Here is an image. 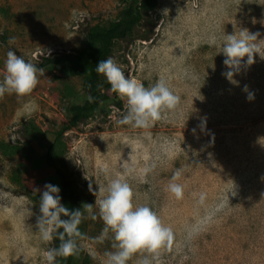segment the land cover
Segmentation results:
<instances>
[{
  "label": "rangeland",
  "instance_id": "1",
  "mask_svg": "<svg viewBox=\"0 0 264 264\" xmlns=\"http://www.w3.org/2000/svg\"><path fill=\"white\" fill-rule=\"evenodd\" d=\"M129 1L0 0V80L10 49L43 64L30 95L0 97V264H45L43 253L53 247V241H41L35 226L40 215L35 189L48 183L61 189L42 157L62 130L55 165L71 173L90 204L96 199L90 183L98 190L122 176L133 189L134 204L151 207L172 228L171 246L153 264H264V60L257 55L232 84L222 76L219 41L212 43L214 36L240 28L264 39V0H158L151 38L118 41L111 57L127 78L145 87L165 80L180 97L177 108L149 127H133L119 122L127 106L115 94L101 104L104 114L68 127L69 104L87 95L66 64L44 59L83 47L86 30L118 18ZM245 85L255 94L251 102ZM27 149L34 160L25 158ZM178 169L181 200L167 191ZM79 208L84 238L73 264H104L105 253L115 250L111 234L98 243L102 220Z\"/></svg>",
  "mask_w": 264,
  "mask_h": 264
},
{
  "label": "clouds",
  "instance_id": "2",
  "mask_svg": "<svg viewBox=\"0 0 264 264\" xmlns=\"http://www.w3.org/2000/svg\"><path fill=\"white\" fill-rule=\"evenodd\" d=\"M259 36V32L251 33L246 28H240L238 33L234 31L232 34L223 33L222 36L213 37L212 43L219 41V53L224 56L226 71L222 72V76L230 83H238L234 77L253 65L257 55L264 60V39H258ZM14 42V37L9 38V44ZM95 70L106 78L111 86L110 90L126 102V113L119 120L121 124L149 127L161 120L164 113L174 111L180 102V97L165 80L158 79L154 85L145 87L141 82L127 78L112 57L100 60ZM4 71L3 79L0 80V97L5 94L20 97L30 95L38 84V74L43 73V69L37 68L11 49L6 53ZM243 91L247 94L248 101L255 99V94L247 85ZM198 126L203 131L206 122L202 121ZM195 131L193 129L194 134ZM126 171L130 172L131 169L126 168ZM180 176L181 170L178 169L167 186V191L176 200H181L184 196L183 185L175 183ZM260 179L264 181V176ZM35 191L40 193V215H37L35 225L39 237L45 244L54 239L60 241L58 246L48 248L43 253L45 264H57L58 257L67 258L78 251L77 242L84 238L79 230V225L85 218L84 211L82 208L70 210L64 206L58 186L48 183L42 191ZM89 191L96 197L95 203L82 206L92 220L99 217L104 225L95 240L103 243L111 234L112 248L115 249L105 253L104 264H128L138 253L145 255L136 264H153L160 250L171 246L174 240L172 228L166 226L151 207L134 204L133 189L122 176L111 179L106 186H98V190H94L90 183ZM205 199L206 194L201 193L199 202L203 204ZM94 205L98 207V212H93Z\"/></svg>",
  "mask_w": 264,
  "mask_h": 264
},
{
  "label": "trees",
  "instance_id": "3",
  "mask_svg": "<svg viewBox=\"0 0 264 264\" xmlns=\"http://www.w3.org/2000/svg\"><path fill=\"white\" fill-rule=\"evenodd\" d=\"M157 4L158 0H130L118 18L101 26L89 27L85 33L83 47L73 53L44 59L46 62L54 64H66L69 75L81 79L83 91L87 95V99L83 102L69 104L67 108L68 127H78L91 116L104 114L105 111L101 104L116 98L115 93L110 90L111 86L106 78L96 72L97 63L111 57L114 44L118 41L130 42L135 39H150L156 24ZM35 65L37 68L43 66L42 63ZM62 133L63 130L59 131L56 138L46 146L42 158L49 167L54 169L59 180L61 203L72 210L90 203V199L86 195V191L76 188L70 172L55 165L59 158L56 144ZM24 156L27 160H34L31 149H27ZM59 243L58 239H54L53 247L58 246ZM57 264H73V255L67 258L58 257Z\"/></svg>",
  "mask_w": 264,
  "mask_h": 264
},
{
  "label": "bare ground",
  "instance_id": "4",
  "mask_svg": "<svg viewBox=\"0 0 264 264\" xmlns=\"http://www.w3.org/2000/svg\"><path fill=\"white\" fill-rule=\"evenodd\" d=\"M139 255H140V253H139ZM142 255V254H141ZM135 256H137V254L135 255ZM141 257V256H140ZM134 263V262H133Z\"/></svg>",
  "mask_w": 264,
  "mask_h": 264
}]
</instances>
